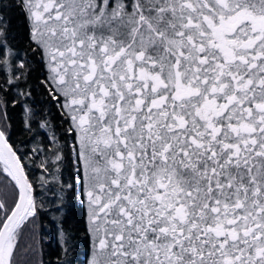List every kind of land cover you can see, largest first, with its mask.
<instances>
[{"label":"snow or ice","instance_id":"1","mask_svg":"<svg viewBox=\"0 0 264 264\" xmlns=\"http://www.w3.org/2000/svg\"><path fill=\"white\" fill-rule=\"evenodd\" d=\"M75 207L87 264H264V0H0V264Z\"/></svg>","mask_w":264,"mask_h":264},{"label":"trees","instance_id":"2","mask_svg":"<svg viewBox=\"0 0 264 264\" xmlns=\"http://www.w3.org/2000/svg\"><path fill=\"white\" fill-rule=\"evenodd\" d=\"M13 34L17 36V42L21 45L26 39V31L22 26L23 18L16 13H13ZM55 111V110H53ZM9 115L12 117L13 123V141H19L23 139L21 133L22 125L21 121V109H12L10 106ZM59 121H57V125ZM23 148V146H21ZM58 213H50L43 216L40 221L41 228L38 229L43 239L41 245V253L37 257H22L23 260L27 259L28 264H33L34 260H43V264H58V257H61V245L59 243L60 236L58 232L59 224L56 217ZM64 229L73 237L72 244L73 248L70 253V258L73 264H87L88 259V245L85 239V225L83 221V215L78 207L72 209L71 212L64 216Z\"/></svg>","mask_w":264,"mask_h":264}]
</instances>
